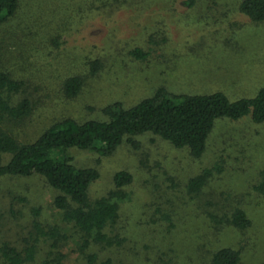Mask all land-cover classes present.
I'll list each match as a JSON object with an SVG mask.
<instances>
[{"label":"rangeland","instance_id":"rangeland-1","mask_svg":"<svg viewBox=\"0 0 264 264\" xmlns=\"http://www.w3.org/2000/svg\"><path fill=\"white\" fill-rule=\"evenodd\" d=\"M242 1L21 0L16 18L0 26V73L25 83L11 99L28 100L32 112L0 129L30 143L63 120L106 122L107 106L131 108L159 88L253 99L264 88V23L245 17ZM136 50L146 57H133ZM93 62L101 64L95 74ZM76 76L84 86L69 100L62 83ZM131 141L137 147L125 140L110 157L69 152L76 167L100 173L90 200L109 197L120 206L107 229L120 245L83 251L81 233L54 206L59 192L35 176L0 179V249L25 257L35 248L26 264H203L230 247L241 264H264V124L251 116L216 121L200 160L151 134ZM119 172L132 175L123 190L114 184ZM206 173V185L190 191V181ZM236 210L252 223L245 231L228 224ZM0 264H8L1 253Z\"/></svg>","mask_w":264,"mask_h":264},{"label":"trees","instance_id":"trees-1","mask_svg":"<svg viewBox=\"0 0 264 264\" xmlns=\"http://www.w3.org/2000/svg\"><path fill=\"white\" fill-rule=\"evenodd\" d=\"M20 9L21 0H0V26L13 21ZM239 10L252 23H264V0H243ZM132 56L138 59L146 57L139 50L134 51ZM91 70L94 74L98 73L101 64L93 62ZM83 86L84 79L71 77L63 81L62 93L69 100L75 99ZM24 87L23 81L0 73V122L23 121L31 115L32 105L28 100L13 105L11 99ZM103 113L108 118L106 122L63 120L50 126L30 143H20L6 130L0 129V179L38 176L46 180L51 188L59 192L54 200L55 208L62 212L65 222L81 233L83 251L91 245L110 248L122 243L107 233V229L120 217V206L112 203L109 197L90 200V189L99 180L100 173L94 168L76 167L69 152H94L110 157L125 140L133 143L132 138L151 134L177 149H188L192 159L200 160L206 153L216 121H239L251 116L253 123L264 124V88L253 99L236 102L229 101L223 93L178 95L159 88L153 97L131 108L114 103L107 106ZM132 145L137 147L135 143ZM7 156L9 161L3 163ZM207 175L209 173L192 179L190 191H200L207 183ZM131 183L132 175L127 172H119L114 177L117 190H123ZM260 191L264 193V184ZM228 224L245 231L252 223L244 211L236 210ZM55 232L51 233L54 239L59 235ZM0 253L8 264H26L34 260L35 248H29L25 257L8 246H3ZM208 256L203 264H241V253L230 247L216 249ZM88 258L90 263H94L95 256Z\"/></svg>","mask_w":264,"mask_h":264}]
</instances>
